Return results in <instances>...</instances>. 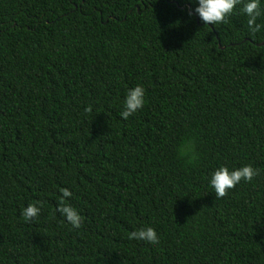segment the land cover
Here are the masks:
<instances>
[{"label": "trees", "instance_id": "obj_1", "mask_svg": "<svg viewBox=\"0 0 264 264\" xmlns=\"http://www.w3.org/2000/svg\"><path fill=\"white\" fill-rule=\"evenodd\" d=\"M198 6L0 0V264H264V0L255 34L243 3L214 25ZM147 227L158 244L128 238Z\"/></svg>", "mask_w": 264, "mask_h": 264}, {"label": "clouds", "instance_id": "obj_2", "mask_svg": "<svg viewBox=\"0 0 264 264\" xmlns=\"http://www.w3.org/2000/svg\"><path fill=\"white\" fill-rule=\"evenodd\" d=\"M198 7L194 9L199 18L205 25H214L217 23H227L225 19L229 16L236 5L243 3L242 12L248 17L247 25L252 34L260 31L261 25L257 24V18L261 16L260 0H196ZM191 15V13H189ZM145 90L142 86H136L134 89H129L121 112V118L127 120L130 116L140 110L145 103ZM92 108H85L86 113H91ZM259 175V170L251 165H246L241 168L229 171L225 166L219 167L210 178V186L215 191V198L220 199L227 196L230 189L235 188L237 184L244 180L251 182L254 177ZM62 198L59 201L57 211L63 215L66 221L72 225L74 229H79L82 226L83 217L80 216L76 209L65 202L64 198L70 197L72 193L68 189H60ZM39 205V207L37 206ZM43 203L37 201L29 204L23 209L21 215L25 222L31 223L34 218L40 214V208ZM131 239L146 241L156 245L159 243V237L152 227L141 228L129 234Z\"/></svg>", "mask_w": 264, "mask_h": 264}, {"label": "water", "instance_id": "obj_3", "mask_svg": "<svg viewBox=\"0 0 264 264\" xmlns=\"http://www.w3.org/2000/svg\"><path fill=\"white\" fill-rule=\"evenodd\" d=\"M261 45H264V43H262ZM261 45H259V46H261Z\"/></svg>", "mask_w": 264, "mask_h": 264}]
</instances>
